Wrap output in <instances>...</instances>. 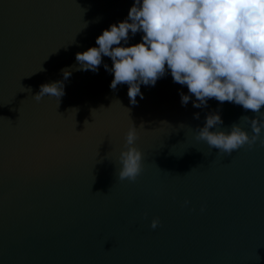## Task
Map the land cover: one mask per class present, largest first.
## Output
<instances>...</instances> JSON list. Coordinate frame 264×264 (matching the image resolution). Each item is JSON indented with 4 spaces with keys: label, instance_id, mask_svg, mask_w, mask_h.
<instances>
[{
    "label": "water",
    "instance_id": "water-1",
    "mask_svg": "<svg viewBox=\"0 0 264 264\" xmlns=\"http://www.w3.org/2000/svg\"><path fill=\"white\" fill-rule=\"evenodd\" d=\"M133 3L0 0V264H264V145L229 155L197 139L209 113L217 129L249 135L240 118L259 114L215 98L193 107L170 72L141 84L133 105L127 84L110 89L107 56L98 72L75 70L76 53L98 47ZM60 80L59 100L33 99ZM133 125L143 170L121 181Z\"/></svg>",
    "mask_w": 264,
    "mask_h": 264
},
{
    "label": "clouds",
    "instance_id": "clouds-1",
    "mask_svg": "<svg viewBox=\"0 0 264 264\" xmlns=\"http://www.w3.org/2000/svg\"><path fill=\"white\" fill-rule=\"evenodd\" d=\"M138 32L143 33L142 42L122 46V41L127 45L129 33L134 36ZM95 43L98 47L76 53L79 68L75 70L98 72L102 58L109 57L112 66L104 67L114 77L110 89L127 84L133 105L138 95L143 98L141 84L154 86L170 72L173 82L187 86L195 97L193 107H206L208 100L215 98L259 114L254 119L240 118L250 124L249 135L235 123L230 131L217 129L222 118L218 112L209 113L199 128L198 140L229 155L258 140L264 145V0H134L127 18L103 30ZM71 72V68L61 69L64 80ZM64 80L40 85L33 99L39 102L48 95L59 100L65 94ZM180 96L186 106L191 96ZM194 118L199 119V114ZM137 139L133 125L119 155L121 167L116 175L121 181H135L143 170V153L134 146ZM159 224L154 218L150 226L156 229Z\"/></svg>",
    "mask_w": 264,
    "mask_h": 264
}]
</instances>
